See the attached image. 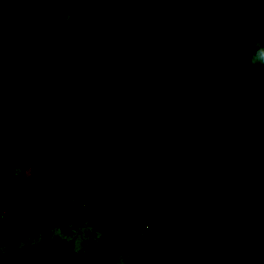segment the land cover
Returning <instances> with one entry per match:
<instances>
[{
    "label": "trees",
    "instance_id": "obj_1",
    "mask_svg": "<svg viewBox=\"0 0 264 264\" xmlns=\"http://www.w3.org/2000/svg\"><path fill=\"white\" fill-rule=\"evenodd\" d=\"M257 35L264 0H0V264H264Z\"/></svg>",
    "mask_w": 264,
    "mask_h": 264
},
{
    "label": "rangeland",
    "instance_id": "obj_2",
    "mask_svg": "<svg viewBox=\"0 0 264 264\" xmlns=\"http://www.w3.org/2000/svg\"><path fill=\"white\" fill-rule=\"evenodd\" d=\"M102 238L101 234L93 229L91 225L87 224L83 228L79 227H70L59 229L44 235H40L38 237L29 239L25 241L21 246L28 247L38 244L40 242H44L47 240H57L62 244L78 248L84 253H88L92 255L98 249L102 248L100 239ZM177 264H184V260L178 261Z\"/></svg>",
    "mask_w": 264,
    "mask_h": 264
},
{
    "label": "clouds",
    "instance_id": "obj_3",
    "mask_svg": "<svg viewBox=\"0 0 264 264\" xmlns=\"http://www.w3.org/2000/svg\"><path fill=\"white\" fill-rule=\"evenodd\" d=\"M241 4L249 3L250 0H236ZM254 15L249 16L245 23L248 25H254L256 23ZM251 51H248V55L245 57L246 64L253 70L260 69L264 71V40L259 35L254 36L250 42Z\"/></svg>",
    "mask_w": 264,
    "mask_h": 264
},
{
    "label": "crops",
    "instance_id": "obj_4",
    "mask_svg": "<svg viewBox=\"0 0 264 264\" xmlns=\"http://www.w3.org/2000/svg\"><path fill=\"white\" fill-rule=\"evenodd\" d=\"M87 256H90V255L87 253ZM97 259H98V260H101V257L98 256ZM105 260H106V258L103 259V261H105ZM108 261H111V259L108 260Z\"/></svg>",
    "mask_w": 264,
    "mask_h": 264
}]
</instances>
